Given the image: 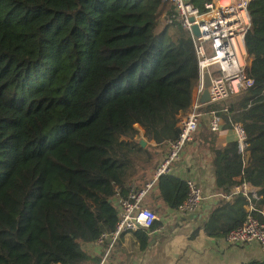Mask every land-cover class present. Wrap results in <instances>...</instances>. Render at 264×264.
<instances>
[{
    "label": "trees",
    "instance_id": "obj_1",
    "mask_svg": "<svg viewBox=\"0 0 264 264\" xmlns=\"http://www.w3.org/2000/svg\"><path fill=\"white\" fill-rule=\"evenodd\" d=\"M190 2L204 9V0ZM166 11L162 0H0V264H68L118 221L87 193L88 181L110 187L145 177L144 185L148 166L177 138L199 61L188 30L160 28ZM245 45L254 83L232 99L248 148L242 154L228 142L215 186L229 195L248 181L259 206L264 177L249 164L264 154V0L253 7ZM196 138L214 152L209 127L201 124ZM257 164L264 168V156ZM188 192L187 181L164 174L147 206L156 198L176 210ZM147 231H137L143 249Z\"/></svg>",
    "mask_w": 264,
    "mask_h": 264
},
{
    "label": "built area",
    "instance_id": "obj_2",
    "mask_svg": "<svg viewBox=\"0 0 264 264\" xmlns=\"http://www.w3.org/2000/svg\"><path fill=\"white\" fill-rule=\"evenodd\" d=\"M204 1V9L201 10L190 0H162L170 12L166 11L160 16V28L178 22L191 33L199 61V76L194 82L198 94L201 98L207 90L210 95L207 103H223L222 111L225 112V117L218 112H211L210 129L218 132L227 120L231 124L240 153L245 154L248 148L245 124L234 117L228 101L254 83L247 74L250 61L245 39L251 29L253 7L257 0ZM194 25L199 28V36L193 33ZM208 73L211 85L207 88ZM207 103L198 99L195 105L185 110L177 125L178 136L171 142L167 157L143 186L135 180H129L125 184L112 182L119 208L118 221L113 231L103 232L97 239L99 243H108V251L113 249L124 233L150 229L159 219L155 211L145 206V199L159 177L168 174L173 162L181 157L185 147L195 139L201 119L206 115L203 106ZM187 185V199L176 209L182 215L196 212L205 199L203 189L195 181L187 180ZM253 188V184L246 181L236 186L231 194L224 196L231 199L242 194L249 198L243 222L230 230L226 238L234 245L257 243L264 251V221L260 220L258 206L250 197ZM253 196L256 195L252 194Z\"/></svg>",
    "mask_w": 264,
    "mask_h": 264
},
{
    "label": "crops",
    "instance_id": "obj_3",
    "mask_svg": "<svg viewBox=\"0 0 264 264\" xmlns=\"http://www.w3.org/2000/svg\"><path fill=\"white\" fill-rule=\"evenodd\" d=\"M232 97L228 104L233 107L234 117L242 121L241 108L233 103ZM198 99L201 100L197 85L192 83L187 90L183 111L190 109ZM222 106L223 103L220 102L205 104L203 108L206 115L201 119L200 126L202 124L210 128L212 111L225 117ZM137 126L143 132L142 127ZM214 133L216 141L213 153L195 136L168 172L185 181L193 180L201 186L205 199L196 212L182 215L156 198L147 206L148 194L145 206L156 212L159 224L154 229H148L149 244L145 249L140 247L137 231L128 232L120 237L111 251H108L107 242L83 243L77 255L68 264H241L263 259L264 251L259 244L234 245L228 242L226 235H221L226 230V223L234 225L245 216L249 198L241 194L227 199L215 186L216 167L222 162L226 145L234 140V134L226 120L221 129ZM174 135L171 133V139ZM134 138L137 139L138 136ZM144 141L145 145L150 143ZM151 144L156 145L155 142ZM170 144L171 141L161 149L157 163L148 166L150 170L154 172L161 165L170 151ZM263 156L264 154L256 155L249 164L256 178L264 177V168L257 164ZM96 177H101L100 171L96 172ZM144 179L145 177H139V180H134L139 184L143 183ZM91 180L90 191L97 205L104 210L118 212L112 183L108 187L102 186L93 178ZM258 189L254 186L251 198L252 194H257ZM258 209L264 217V205H259Z\"/></svg>",
    "mask_w": 264,
    "mask_h": 264
},
{
    "label": "water",
    "instance_id": "obj_4",
    "mask_svg": "<svg viewBox=\"0 0 264 264\" xmlns=\"http://www.w3.org/2000/svg\"><path fill=\"white\" fill-rule=\"evenodd\" d=\"M192 29H193V33H194L195 35H197V36L200 35V31H199V28H198L197 25H194ZM210 85H211V76H210V74L208 73V74L206 75V87L208 88ZM201 101H202L203 103H207V102L210 101V95H209V92H208L207 90L203 93V95H202V97H201Z\"/></svg>",
    "mask_w": 264,
    "mask_h": 264
},
{
    "label": "rangeland",
    "instance_id": "obj_5",
    "mask_svg": "<svg viewBox=\"0 0 264 264\" xmlns=\"http://www.w3.org/2000/svg\"><path fill=\"white\" fill-rule=\"evenodd\" d=\"M260 4H261V3L259 2L258 7L260 6ZM258 7H257V8H258ZM91 184H92V180H89L88 183H87V185H86V186H87V189H88V191H87V189H86V191H87V193H89V194H91V192H90V186H91Z\"/></svg>",
    "mask_w": 264,
    "mask_h": 264
}]
</instances>
